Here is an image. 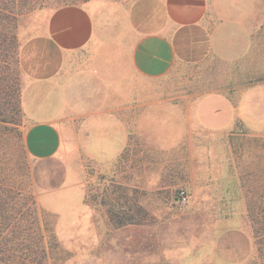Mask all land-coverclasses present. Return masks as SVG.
I'll return each instance as SVG.
<instances>
[{
  "label": "rangeland",
  "instance_id": "obj_1",
  "mask_svg": "<svg viewBox=\"0 0 264 264\" xmlns=\"http://www.w3.org/2000/svg\"><path fill=\"white\" fill-rule=\"evenodd\" d=\"M252 2L249 36L219 47L210 19L169 27L162 0L14 2L15 53L2 66L18 112L0 107V172L21 168L51 264L259 263L248 210L264 196V0ZM66 4L86 7L103 39L167 27L176 55L162 76L89 84L103 94L95 117L68 119L58 156L38 160L23 145L29 110L76 65L42 34Z\"/></svg>",
  "mask_w": 264,
  "mask_h": 264
},
{
  "label": "crops",
  "instance_id": "obj_2",
  "mask_svg": "<svg viewBox=\"0 0 264 264\" xmlns=\"http://www.w3.org/2000/svg\"><path fill=\"white\" fill-rule=\"evenodd\" d=\"M162 4L169 27L191 28L213 21L210 41L215 47L239 44L249 36L245 25L253 14L252 0H162ZM43 23L44 38L65 58L72 59L64 63L76 65L65 64L67 72L62 81L58 74L55 81L49 79V84L55 85L52 92L40 104L33 102L29 110L33 119L24 131L23 145L27 154L38 160L58 156L63 123L95 117L93 110L102 106L99 101L103 94L89 91V84L125 83L133 74L142 78L162 76L176 55L167 27L131 42L103 39L94 15L81 5L59 6L46 14ZM85 51L88 54L83 57ZM223 104L233 110L228 101Z\"/></svg>",
  "mask_w": 264,
  "mask_h": 264
},
{
  "label": "trees",
  "instance_id": "obj_3",
  "mask_svg": "<svg viewBox=\"0 0 264 264\" xmlns=\"http://www.w3.org/2000/svg\"><path fill=\"white\" fill-rule=\"evenodd\" d=\"M15 1L0 0V107L12 104L17 114L15 79L9 83L2 66L3 59L15 53ZM23 178L19 166L0 172V264H51L49 249L53 241H47L44 212L30 194L18 187ZM250 203L248 211L258 249V264H264V196L258 200L259 204L256 200ZM49 239L53 240L51 232Z\"/></svg>",
  "mask_w": 264,
  "mask_h": 264
}]
</instances>
